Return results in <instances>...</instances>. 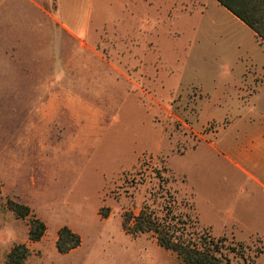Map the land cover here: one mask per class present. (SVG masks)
Wrapping results in <instances>:
<instances>
[{
	"label": "rangeland",
	"instance_id": "1",
	"mask_svg": "<svg viewBox=\"0 0 264 264\" xmlns=\"http://www.w3.org/2000/svg\"><path fill=\"white\" fill-rule=\"evenodd\" d=\"M33 1L0 16V182L51 237L80 233L81 264H183L153 234L124 230L144 203L188 218L194 236L226 237L239 250L222 264H250L259 236L216 231L264 233V189L222 153L264 114L252 62L264 67V42L216 0ZM252 169L264 182V163Z\"/></svg>",
	"mask_w": 264,
	"mask_h": 264
},
{
	"label": "trees",
	"instance_id": "2",
	"mask_svg": "<svg viewBox=\"0 0 264 264\" xmlns=\"http://www.w3.org/2000/svg\"><path fill=\"white\" fill-rule=\"evenodd\" d=\"M216 1L264 42V0ZM1 186L0 182V188ZM7 206L18 218H29V238L31 240H39L46 234L48 229L46 222L37 217L28 204L8 198ZM109 213V208L100 210L104 218H107ZM191 227L193 228V225L188 218L182 219L181 215L174 214L171 208L162 214L146 203L139 208L137 213L127 209L123 215V228L127 233L132 235L153 234L158 244L176 253L183 264H222L223 261L228 262L224 249H230L234 253L238 252L239 249L235 246L226 245L228 241L226 237L215 238L211 233H209L210 236L203 233H195L194 236V230H190ZM81 242L80 234L74 232L68 225L58 230L56 246L60 253H67L79 247ZM239 246L242 248L243 244L239 243ZM29 254L30 249L25 244H18L7 255L6 263L22 264ZM241 254L243 255V252ZM250 264H256V260H251Z\"/></svg>",
	"mask_w": 264,
	"mask_h": 264
},
{
	"label": "crops",
	"instance_id": "3",
	"mask_svg": "<svg viewBox=\"0 0 264 264\" xmlns=\"http://www.w3.org/2000/svg\"><path fill=\"white\" fill-rule=\"evenodd\" d=\"M29 1L31 3L34 2L33 0H29ZM14 2H15V0H2V4L0 5V16L1 17H4V15H5L4 11H2V9H4V6H6V5H7V8L9 9V13L7 14V16L9 17L11 9L13 7L11 5L14 4ZM63 28H65L69 33H71L74 36V33L72 31H70L67 27L63 26ZM254 36H255V34H254ZM260 61H264V59H262ZM252 62H254V68H255L256 72L260 73L261 71L264 70V67H262V65H260L258 63L259 62L258 60L254 59ZM263 83H264V78L262 81H260L261 85ZM260 115H261V117L259 116L260 121L256 124H253V122H251L245 126L240 125L239 127H235L236 129H238L237 131H239V138H236V140H234V148L224 147L223 148L224 150L222 149L223 150L222 153L226 157V159L232 165H234L236 167V169H238L239 172L244 173V175L247 176V178L254 181L258 186H260L262 189H264V182L259 178V176L256 173L253 172L254 170L252 169V167L258 168L259 166L263 165V163H264V114L260 113ZM250 121H252V120H250ZM249 128H251L252 130H249ZM224 130H226V128ZM224 130H222V131H224ZM220 132L218 133V135H220ZM252 144L255 146L254 155L250 159H248V158L241 159L240 151L244 150L245 147L250 146ZM3 183H4V185H3ZM1 184H2V186L0 188V264H7L6 263L7 255L18 244H25L30 249L31 253L25 259V262H26L25 264H30L32 256L35 255V251L45 248L47 243H53L55 250H57V251H55L54 255L48 261L47 264H81L82 261H80L78 259H81V255L79 254V251L81 250V248L84 245L83 238L81 237L82 242H81V245L79 247L72 249L71 251H69L67 253H60L58 251L57 246H56L58 234L55 235V237H51L48 233V229H47L46 234L41 239L31 240L29 238V224H28L27 228H24V229L20 228V226L18 225V222L20 220H22L23 218H18L15 215V213L11 209L8 208L7 200L3 201L1 199V194H5L4 195L5 197L10 196V197H12L11 199L14 198L16 200L21 201L20 197L14 192L13 189H10L12 191L7 189V185L4 181L1 182ZM21 202H23V201H21ZM194 206L196 208L195 201H194ZM30 207L32 208V210L35 209V211L38 212L37 209L34 207V205H32ZM33 212H34V210H33ZM34 214H35V212H34ZM37 217L44 220L42 218V216H40V213ZM44 221L46 222V220H44ZM200 221L203 224H205L201 219H200ZM206 225L212 227L209 224H206ZM47 227H48V225H47ZM70 228L74 232H77L78 234H80L73 227H70ZM212 229L214 230L213 227H212ZM241 229L242 228H239L237 226L235 228L228 226V227H225L224 229H222L220 231H216V230H214V231H216L217 233H222V232L231 230L234 233V235L236 236V239L240 240V241L248 240L252 236H259L260 241L263 243V248H262V251L258 254V256H256L255 260H256V264H261V260L264 257V233H261L260 231H255V232H252V234L249 236V238L246 239V238L240 237L239 232L242 231ZM49 237H50V239H47ZM167 251H170V250H167ZM176 256H177V254H176ZM177 258L180 259L178 256H177Z\"/></svg>",
	"mask_w": 264,
	"mask_h": 264
}]
</instances>
